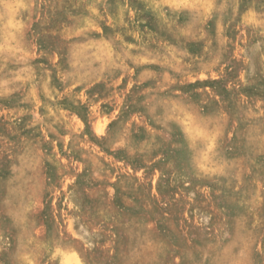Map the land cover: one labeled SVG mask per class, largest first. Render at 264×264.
<instances>
[{"label":"rangeland","instance_id":"obj_1","mask_svg":"<svg viewBox=\"0 0 264 264\" xmlns=\"http://www.w3.org/2000/svg\"><path fill=\"white\" fill-rule=\"evenodd\" d=\"M0 264H264V0H0Z\"/></svg>","mask_w":264,"mask_h":264},{"label":"bare ground","instance_id":"obj_2","mask_svg":"<svg viewBox=\"0 0 264 264\" xmlns=\"http://www.w3.org/2000/svg\"><path fill=\"white\" fill-rule=\"evenodd\" d=\"M225 4V3H224ZM179 5V4H178ZM258 15V14H257ZM9 17V16H8ZM19 17V16H18ZM259 50V49H258ZM253 58V57H252ZM19 166V165H18ZM28 197V196H27ZM13 198V197H12ZM21 230V229H20ZM76 235V234H75ZM47 241V240H46ZM16 243V242H15ZM25 254V253H24ZM70 259V258H69ZM78 261V260H77Z\"/></svg>","mask_w":264,"mask_h":264}]
</instances>
